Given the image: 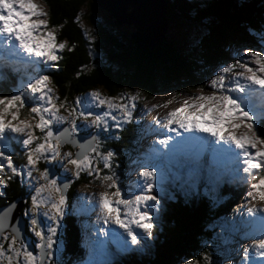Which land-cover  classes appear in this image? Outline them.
Listing matches in <instances>:
<instances>
[{
    "label": "rangeland",
    "instance_id": "1",
    "mask_svg": "<svg viewBox=\"0 0 264 264\" xmlns=\"http://www.w3.org/2000/svg\"><path fill=\"white\" fill-rule=\"evenodd\" d=\"M32 3L45 13L44 16L39 17V19L44 20L46 25L42 26L41 32L51 33L55 37L54 43L56 45L63 44L64 47L63 49L59 47L53 49V54L57 57L53 61L48 60L47 56L37 57L35 55H29L19 48L18 42L13 41V43L9 44L5 41L4 37L0 36V78H2L1 70L6 66L12 67L14 72H20L18 77L19 86L12 89V95L23 94L26 102L25 106H28L25 112H22L18 106L16 108H10V111L14 112L17 116L16 120H12V124L15 125L23 122L31 125L33 136L30 145H24L22 143L25 137L20 134L5 133L4 138L0 139V152L9 156L19 173L13 176L11 170L7 168L6 161H3L2 157H0V163H3L5 167V171L0 173V177H3L5 182L11 180L17 190L24 191L23 200L27 203L26 208L24 209L23 207L21 213L23 219L26 220L28 233L16 245L17 247L23 244L27 246L28 250L29 247L33 248V254L37 257V261H40V248H36V244L40 243V240L35 236L31 223L35 214V218L40 222L46 237L52 235L48 231L49 227L56 229L55 235H52V240L54 241L52 249L44 248L46 252H52L50 259L47 256L45 264H98L101 255L108 257L109 252L111 255L114 253V255H125L127 252L131 253L139 250L140 246L142 247L144 243L149 242L150 236L144 234L143 229L138 228L135 223H131L129 226L137 234L139 241L137 245H132L131 238L127 236L125 229L116 224L113 217L118 215L119 219L125 220L126 222L133 219L139 220V215H136L132 211V209H135L140 214L144 212L148 213V221L146 222L152 223L153 225L157 224L164 209L163 198L167 195L165 191L167 183L174 176L175 179L176 177H184L186 180L184 185L188 188L190 187L192 191H195L194 186L197 180H200V177L207 178L210 175L213 176V178H209L211 181L209 184L211 185L224 183V181H228L229 179L236 180L237 182H248L252 180L249 174L244 172L246 165L243 161L246 158L234 144H226L224 141L212 136L209 132L197 131L195 127L186 131L176 121H183L187 117L192 120L194 125L199 123L202 127H213L211 121L213 116L217 115L214 110L208 111V107L199 110L189 108L184 104V101L188 100L189 97L212 94L214 89L211 88V81L222 74L224 67L235 65L232 72L224 74L225 89L235 87L234 81H239L245 85L246 90L251 87L252 90L247 93L245 110L250 111V114L253 115L254 131L259 137L257 125L258 121L264 118V108L262 107L263 105H260L261 102H264V89H260L259 86H250L238 73L244 71V69L239 67L240 63L253 69L257 67L253 63V58L248 55V52L258 51L264 55V42L261 43L263 46L259 50L242 48L240 51L232 53L229 64L219 65L211 70L209 69L203 87L189 89L188 86L179 85L180 89H173L172 92L156 96L148 102L141 100L137 93L131 91L120 93L118 96H110L104 89L98 88L76 97L70 109H61L55 103L56 92L48 76V72L57 65L59 56L67 51V43L62 41L59 34L48 26V10L43 0H32ZM100 11L97 8L89 11L84 8L80 18L83 20L90 14L93 17L94 24L106 26L105 22H103L106 20V13ZM32 19L35 20L37 18L32 17ZM172 27L173 25L169 23L167 29L168 35L166 34L167 39L174 43L178 52L188 55L192 52L193 54L195 49V46L193 47V41L194 39L198 40L197 34L203 30L195 23L186 21H182L176 29ZM82 28L88 38L97 35V31L95 34V31L84 20L82 21ZM120 28L121 33L128 35V37L135 31L131 26H122ZM46 38V36L37 35V39L41 43ZM183 39L184 41L186 40L185 43L182 41ZM101 47L104 50V43L101 44ZM44 76L48 77V80L45 82L47 87L42 88L41 91L32 93L28 85L30 83L34 84L36 80ZM47 89H51V91L48 92ZM42 93L45 94L44 99L40 98ZM93 93H99L100 99H110L114 107L109 108L107 102L101 104L99 99L93 96ZM216 94L219 95V92H216ZM228 94L232 95L233 98L237 95L245 96V93L237 92ZM254 95L256 98L260 97L262 100L258 102L253 101L252 97ZM48 97L52 98V104L55 105L56 109H59L57 115L64 119L62 121L53 120L48 128L41 131L35 127L39 123V116L31 113L30 108L51 107L47 103ZM193 102V100H188V104H192ZM195 103L200 104L204 102L195 101ZM181 107L184 108V111L172 117L173 123L169 124L167 118L168 113ZM125 108L131 113L130 116L125 115ZM197 112V115H193ZM24 113L29 114V117L23 118L22 115ZM43 115L45 119H50L49 113L45 112ZM97 116L101 118L99 126L92 123ZM4 119L11 120V117L6 115ZM233 123L240 124L239 121H226L220 126V134L226 136L229 131H232L234 134L240 135L247 132V129L242 124L239 127L230 128V125ZM73 124L75 125V129L73 128ZM64 126L69 128L72 136H77L79 133L84 132L87 136L86 139H91L92 136L96 138L94 148L86 154L91 163L90 165L82 166L78 176L76 175V166L68 161L69 159H76L75 157L80 147L71 148L67 145L59 146L57 141H45L49 130L52 131L54 137ZM127 127L132 131L130 147L131 149L137 148L138 154L132 155L129 150L130 159L126 161L128 165L124 164L122 171L117 172L113 166L115 165L113 151L108 149V140L110 139L111 133L117 132L120 135L123 129L126 130ZM253 143L251 141L246 142V146L249 147L253 155L257 149L264 151V148L260 144L257 143L253 146ZM18 144L22 146V155L17 157V161L15 162L11 154L13 153L12 149L14 150ZM38 144H45L46 147L49 144L58 145L57 150L60 154L53 158L51 152L46 153L47 159L41 157L33 168V166L27 163V155ZM104 151L106 153H103ZM109 152L112 153L110 158H108ZM105 158H107L108 167L104 166ZM180 161H187L196 166L200 164L201 167L196 169L194 166L193 170L182 168L180 169L182 170V174L177 175L174 169H179ZM51 167L57 169L56 175L52 178L47 173L48 168ZM29 171H31V175H29ZM90 172L91 174H89ZM144 172H152L153 176L147 178L143 175ZM44 173H47V179L43 178L42 174ZM83 174L86 175L84 177L85 180L75 189L74 195L68 197L65 194L63 196L64 203L60 206L62 215L54 219L51 218L55 217V210L52 208V204H58L62 195L60 184L65 183L67 179L73 183L77 182L83 178ZM9 177L11 178L9 179ZM106 177H111V179H106ZM52 180L56 181V187L60 191H56L49 186V181ZM149 183L152 184L150 190L147 188ZM112 184L115 186L109 187ZM2 185L5 184H0V194L3 190ZM71 185L66 188V192L69 191ZM117 189L121 193L119 198L112 195ZM215 190L217 189L213 188L210 192L213 193ZM104 193L108 195V199L110 200L109 208L116 209V212L109 213L108 210L102 209L101 194ZM137 195L155 196V200H147L137 205L135 204V197ZM255 195V200L247 195L240 210H236L235 217L225 220L223 229L217 231V238L223 242V245L227 249L226 252L229 250L230 254L227 258L216 251V261L212 264H249L244 259V248L251 245L254 239H259L264 235V211H256L254 213H249L248 211L249 208L253 207L264 209V200L259 199V191ZM33 197L38 202L42 201L38 213L32 204ZM1 198H5L4 193L0 196ZM117 199L132 200L134 203L130 208H126L123 204L117 205ZM44 213H47V216L43 215ZM232 222H235L237 225L231 228ZM69 225L72 228L75 227L79 235V245L86 251L89 262L84 259L86 256H82L81 260L76 261L74 258H71L70 254L65 255L63 238ZM7 227L5 226V228ZM5 235L10 239L15 236L10 231H7L3 232L0 237ZM244 236H247L248 239L244 243H239ZM0 242L3 241L0 240ZM4 246L6 248L7 244L5 243ZM215 249L216 247L214 246ZM249 254L254 264H259L264 259V256L257 255L254 249L250 248ZM0 264H7V261H2ZM182 264L189 263L183 262Z\"/></svg>",
    "mask_w": 264,
    "mask_h": 264
},
{
    "label": "trees",
    "instance_id": "2",
    "mask_svg": "<svg viewBox=\"0 0 264 264\" xmlns=\"http://www.w3.org/2000/svg\"><path fill=\"white\" fill-rule=\"evenodd\" d=\"M43 2L48 10V26L67 43V51L59 56L58 67L55 65L48 72L56 92L55 103L61 109H70L76 97L98 88L110 96L131 91L148 102L173 89H180L179 85L189 89L203 87L209 69L229 64L232 53L242 48L259 50L264 42V5H259L264 0H165L167 17L173 29L186 21L203 30L197 34L198 40L194 39L195 49L189 55L178 52L168 39L156 49L139 52L131 43V34L129 37L122 34L121 28L108 14L103 21L106 26L94 24L90 14L83 19L95 34L97 31V35L88 38L83 32L80 17L84 8L88 11L96 9L91 0ZM11 70L7 67L1 72L0 96H11L12 89L19 86V74ZM27 108L20 109L25 112ZM22 116L28 118L29 114ZM257 131L259 138L264 140V118L258 121ZM131 132L127 127L120 135L117 132H114L116 135L110 134L108 149L113 151V166L117 172L128 164L130 153L137 154L136 148L130 147ZM78 135L87 137L84 132ZM21 148L18 144L12 149L15 162L22 155ZM260 175H264V171ZM85 176L83 174L81 180L72 182L66 196L74 195ZM178 180L180 183L171 179L172 183L165 190L163 213L157 224L151 223L149 242L134 253L119 255L114 260L106 259L105 264H212L216 261V251L227 255L226 247L217 238V231L223 229L225 220L233 217L242 205L247 193L245 190L251 184L232 188L219 186L211 193L204 180H197L195 191L184 185V177H178ZM5 185H2L0 196L4 193L5 198L0 199V207L23 199L24 191L17 190L11 180ZM26 206L25 201L24 209ZM27 233L26 226L25 236ZM63 239L65 255L81 260L83 251L75 227L69 225Z\"/></svg>",
    "mask_w": 264,
    "mask_h": 264
},
{
    "label": "snow or ice",
    "instance_id": "3",
    "mask_svg": "<svg viewBox=\"0 0 264 264\" xmlns=\"http://www.w3.org/2000/svg\"><path fill=\"white\" fill-rule=\"evenodd\" d=\"M45 13L37 8L35 4L32 3V0H0V36L4 37L5 41L9 44L13 43V41L18 42L19 48L23 50V52L28 53L29 55H35L37 57L47 56L48 60H56L57 57L53 54V49L55 47H59L63 49L64 45H56L54 43L55 37L52 36L51 33H43L41 32L42 26H46L44 20L39 19V17L44 16ZM32 17H36L37 19L33 20ZM37 35L46 36V40L43 43L39 42L37 39ZM248 55L253 58V63L257 65L255 69L248 67L245 64L240 63L239 67L244 69L243 72L238 73V75L245 81L248 82L250 86H259L260 89H264V55L258 51L248 52ZM235 65H229L222 69V74L217 76L215 79L211 81V88L214 89L213 93L210 95H197L195 97H189L188 100H193L192 104H188V100L184 101V104L189 108L203 109L208 107V111H215L217 115L213 116L211 124L213 127H202L199 123L193 124L192 120L189 118H185V120L180 121L177 120L176 123L179 124L180 127L184 128L186 131L191 130L193 127L197 131L209 132L212 136L217 137L218 140L224 141L226 144H234L237 149L243 154L246 158L243 163L246 165L244 168V172L248 173L249 176L255 181L251 183L250 190L247 192V195L251 197L253 200L256 199L255 193L259 191V199L264 200V175H260L261 171H264V151L256 150L255 154L250 151L249 147L246 146V142H254V144H260L262 148H264V140H261L254 131V123H253V115L250 114V111L245 110V103L247 100V93L252 89L249 87L247 90L245 85L241 84L239 81H234L235 87H229L225 89V75L233 71ZM48 80L47 76L42 77L41 79L36 80L34 84H29L28 88L32 93L41 91L42 88H46L45 82ZM48 92L51 89H47ZM219 92V95L216 94ZM237 92V93H245V96L237 95L233 98L232 95L228 93ZM93 96L99 99L101 104L108 103L109 108H113L114 105L111 103L110 99H100L99 93H93ZM41 99L45 98V94H41ZM195 101H202L204 103L196 104ZM25 98L23 94L11 95V96H0V139H3L5 133H13L20 134L25 137L22 140L24 145H30L33 140L31 125L25 124L23 122L17 123L15 125L12 124V120H16L17 116L14 112L10 111V108H19L25 107ZM47 103L51 107L40 108V107H31L30 112L35 113L39 116V123L35 125L36 128L44 131L48 126L52 123L53 120L62 121L64 118L57 115L59 109L55 108V105L52 104V98L48 97ZM155 107V106H154ZM125 115L130 116L131 113L127 111L125 108ZM184 111V108H177L176 110L168 113V123H173L172 117L176 116L177 113H181ZM49 113L50 119H45L43 113ZM194 113L193 115H197ZM10 116L11 120L4 119L5 116ZM87 118V117H85ZM202 118V117H201ZM226 121H239L240 124L243 125L247 132L236 135L232 131L228 132V135L220 134L222 126ZM101 122V118L99 116L92 122L93 124L99 126ZM240 124L233 123L230 125V128L239 127ZM73 128L75 129V125L73 124ZM53 138L52 131H48L45 137V141H49ZM57 140L61 138L57 137ZM58 145L49 144L47 147L45 144H38L33 151H30L27 155V163L28 165L35 167L38 160L41 157L47 159L45 155L48 152H51L52 157L55 158L60 153L58 152ZM35 154V155H34ZM112 156V153H108V158ZM0 157H2L3 161H6L7 168L11 170V174L13 176L18 175V171L16 167L13 165V161L9 158V156L4 155L3 152H0ZM69 163L73 164L77 168L76 175H79V170L82 169V166L90 165V160L86 155H83L78 159H69ZM105 167H108L107 158H105ZM5 171V167L3 163H0V173ZM91 174V172L89 173ZM29 175H31V171H29ZM43 178L47 179V173L42 174ZM143 175L147 178H151L153 176L152 172H144ZM11 177H9L10 179ZM106 179H111V177H106ZM5 180L3 177H0V184H5ZM49 186L54 188L56 191H60L59 188L56 187V181H49ZM115 185H109V187H114ZM147 188L150 190L152 188V184L149 183ZM112 195L117 198L120 197L121 193L119 189L114 192ZM147 200H155V196L150 195H137L135 197V204H140ZM42 202V201H41ZM35 197L32 199L33 207L39 210L40 203ZM64 203V197L61 195L59 203H53L52 208L55 210L56 218L62 215L61 205ZM117 205L123 204L126 208H130L133 205L132 200H124L117 199ZM110 200L108 199V195L106 193L101 194V207L102 209L108 210L109 213L116 212V209H110ZM133 213L139 215V220L133 219L131 221H125L119 219L118 215L113 217V220L116 224H118L121 228H124L127 236L131 238V244L137 245L139 243L137 234L133 232L132 228L129 226L131 223H135L138 228L143 229L144 234L151 236V228L152 224L148 223V213L144 212L142 214L136 212L135 209H132ZM249 213H254L256 211H264V209H257L255 207L248 209ZM43 215L47 216V213ZM145 221V222H142ZM33 225V231L36 237L39 238L40 243L36 244V248L43 249L47 247V249H52L54 241L52 240V235H55L56 229L49 227L48 231L52 234L49 236H45L42 226L40 222L35 218L31 221ZM0 262L7 261V264H43V257H41L40 261H37V257L33 254L32 251H29L26 245L20 244L19 247L16 245L19 243L18 238L13 236L11 239L8 236L0 237ZM46 242V243H45ZM7 244L5 248L4 244ZM254 249L257 255L264 256V235L259 239H254L253 243L248 247L244 248V259L249 264H254L251 261V256L249 254V249ZM49 259L52 256V252L49 251L46 253ZM191 264V262H189Z\"/></svg>",
    "mask_w": 264,
    "mask_h": 264
},
{
    "label": "water",
    "instance_id": "4",
    "mask_svg": "<svg viewBox=\"0 0 264 264\" xmlns=\"http://www.w3.org/2000/svg\"><path fill=\"white\" fill-rule=\"evenodd\" d=\"M257 1V0H256ZM92 4L102 12L108 14L118 27L131 26L134 32L131 33V43L139 52L153 50L167 40L169 19L168 6L165 0H91ZM264 5L260 3L259 5ZM61 138L57 140L56 138ZM51 141H58L60 146L80 147L76 159L89 153L94 147V139H86L81 135L72 137L69 128L65 126ZM49 177L56 175L55 169L49 168ZM70 180L61 183L62 195L70 185ZM24 207V200H16L0 207V235L7 232L4 225L12 228L19 243L25 237L26 220L23 219L21 210ZM30 251L33 248L29 247ZM46 251L39 250L40 259L43 257V264L47 259Z\"/></svg>",
    "mask_w": 264,
    "mask_h": 264
},
{
    "label": "bare ground",
    "instance_id": "5",
    "mask_svg": "<svg viewBox=\"0 0 264 264\" xmlns=\"http://www.w3.org/2000/svg\"><path fill=\"white\" fill-rule=\"evenodd\" d=\"M200 140H201V139H200ZM5 226H8V225H5ZM6 230L12 232V228L9 227V226L6 228Z\"/></svg>",
    "mask_w": 264,
    "mask_h": 264
}]
</instances>
